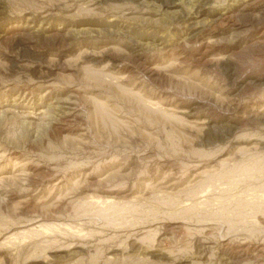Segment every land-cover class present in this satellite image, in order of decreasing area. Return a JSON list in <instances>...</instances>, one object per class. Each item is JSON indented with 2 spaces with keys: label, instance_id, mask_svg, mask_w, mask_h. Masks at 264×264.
<instances>
[{
  "label": "rangeland",
  "instance_id": "374dc122",
  "mask_svg": "<svg viewBox=\"0 0 264 264\" xmlns=\"http://www.w3.org/2000/svg\"><path fill=\"white\" fill-rule=\"evenodd\" d=\"M0 264H264V0H0Z\"/></svg>",
  "mask_w": 264,
  "mask_h": 264
},
{
  "label": "bare ground",
  "instance_id": "6f19581e",
  "mask_svg": "<svg viewBox=\"0 0 264 264\" xmlns=\"http://www.w3.org/2000/svg\"><path fill=\"white\" fill-rule=\"evenodd\" d=\"M215 126V125H214Z\"/></svg>",
  "mask_w": 264,
  "mask_h": 264
}]
</instances>
